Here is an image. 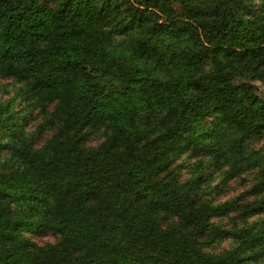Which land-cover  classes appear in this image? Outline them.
Wrapping results in <instances>:
<instances>
[{"label":"trees","instance_id":"16d2710c","mask_svg":"<svg viewBox=\"0 0 264 264\" xmlns=\"http://www.w3.org/2000/svg\"><path fill=\"white\" fill-rule=\"evenodd\" d=\"M0 79V264H264V0H0Z\"/></svg>","mask_w":264,"mask_h":264},{"label":"rangeland","instance_id":"374dc122","mask_svg":"<svg viewBox=\"0 0 264 264\" xmlns=\"http://www.w3.org/2000/svg\"><path fill=\"white\" fill-rule=\"evenodd\" d=\"M259 86L263 87L264 83L262 82H256ZM13 86V84L11 83L10 79H0V98H7L8 95L5 92L4 88L7 89H11ZM42 114L38 109L32 111L28 116L27 119H29V121L27 122L26 128L28 130H36L38 124L42 121V116L40 115ZM49 136V134H44L42 135V140H44L45 138H47ZM41 140V141H42ZM97 142V140H94L92 142V144H95ZM253 146H255L256 148H263L264 147V136L261 140L259 141H255L252 143ZM1 159L0 161L5 159V156H0ZM197 161V158H193V159H188L186 162V165L181 168L182 169V173H183V178L190 176V173H192V163H195ZM212 170V168L210 169ZM209 170V171H210ZM256 176V172L253 171L250 174H244L242 175L240 178H237L235 180H232L228 187L226 188V193L225 196H223L224 198H228V197H232L237 195L238 193H241L245 188H247L249 185H251L253 178ZM213 177L215 178V181L217 182L219 180V172H215L213 174ZM224 223L227 226H232L234 224H239L241 225V221H239L238 219H232L231 218H225L223 219ZM32 238L35 242H37L38 244H45V243H49V242H55L58 238V235L48 231V232H44V233H37V234H32ZM231 245V240H225L221 243L215 244L213 249L216 252H220L226 248H228Z\"/></svg>","mask_w":264,"mask_h":264}]
</instances>
